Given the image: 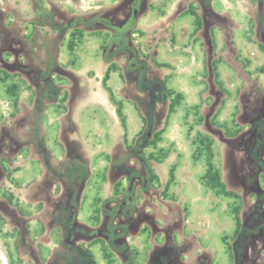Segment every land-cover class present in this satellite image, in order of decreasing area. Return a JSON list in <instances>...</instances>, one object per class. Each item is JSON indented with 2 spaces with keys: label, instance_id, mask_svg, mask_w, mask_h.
I'll return each mask as SVG.
<instances>
[{
  "label": "rangeland",
  "instance_id": "374dc122",
  "mask_svg": "<svg viewBox=\"0 0 264 264\" xmlns=\"http://www.w3.org/2000/svg\"><path fill=\"white\" fill-rule=\"evenodd\" d=\"M257 188L264 0H0V264H264Z\"/></svg>",
  "mask_w": 264,
  "mask_h": 264
},
{
  "label": "trees",
  "instance_id": "16d2710c",
  "mask_svg": "<svg viewBox=\"0 0 264 264\" xmlns=\"http://www.w3.org/2000/svg\"><path fill=\"white\" fill-rule=\"evenodd\" d=\"M108 70H109V69H107V71H105L104 76H103V78H102V86H103V87L105 86L106 82H107L108 79H109V71H108ZM212 70H213V72H214V74H215L216 69L213 67ZM106 90H108V89H106ZM177 97L180 98V95L177 94ZM176 104H177V103H176ZM174 106H175V103H170V106H169V109H168V115H170L171 113H173V111H174ZM116 115H117V117L119 118L122 127L125 128V119H124L125 117H124V115H123L122 112H121V107H120V106H119L118 108H116ZM140 118H141V117H140ZM141 120L143 121V125H144V119L141 118ZM159 136H160V135L157 136V137H158L157 141H158L159 138H160ZM150 142H151V140H150V141L148 140L147 143H145L144 147H146V146L152 144V142H151V143H150ZM170 176H171L170 180H172V179H173L172 171L170 172ZM206 177L209 178V184H210V187H211V188H215L216 186L213 185V182H214V180H215L214 177H217V175H216V173L213 172L212 167H211L210 164H208V166H207V171H206V173H205V175H204V178H206Z\"/></svg>",
  "mask_w": 264,
  "mask_h": 264
},
{
  "label": "flooded vegetation",
  "instance_id": "af4514ba",
  "mask_svg": "<svg viewBox=\"0 0 264 264\" xmlns=\"http://www.w3.org/2000/svg\"><path fill=\"white\" fill-rule=\"evenodd\" d=\"M256 131L258 130V128L255 129ZM258 194L262 195L264 194L263 192H261L258 188ZM124 203V202H123ZM264 203V200H263ZM256 208H259L261 210V215L264 216V212L262 211V205H256ZM256 211L252 212L250 215L252 216L253 214H255ZM257 226H259L262 223V220H255L254 222ZM73 230V229H72ZM118 229H108V231H106L105 233H102V236L106 239V241L109 240L111 234H114L115 232H117ZM79 233L78 230H76L75 232H73L74 236H76ZM172 263L171 257L168 253L166 252H161L158 253L156 255V257L154 258L152 264H170Z\"/></svg>",
  "mask_w": 264,
  "mask_h": 264
},
{
  "label": "crops",
  "instance_id": "0c3cea01",
  "mask_svg": "<svg viewBox=\"0 0 264 264\" xmlns=\"http://www.w3.org/2000/svg\"><path fill=\"white\" fill-rule=\"evenodd\" d=\"M136 111V110H135ZM136 114H137V117H138V119H139V125H138V127L133 131V133H132V136H131V138H133L140 130H141V128H142V126H143V123H142V120H141V118H140V116L138 115V113L136 112ZM124 129H126V131H127V125H126V121H125V128ZM126 136H127V133H126Z\"/></svg>",
  "mask_w": 264,
  "mask_h": 264
},
{
  "label": "water",
  "instance_id": "95a60500",
  "mask_svg": "<svg viewBox=\"0 0 264 264\" xmlns=\"http://www.w3.org/2000/svg\"><path fill=\"white\" fill-rule=\"evenodd\" d=\"M148 136H149V133H148Z\"/></svg>",
  "mask_w": 264,
  "mask_h": 264
}]
</instances>
